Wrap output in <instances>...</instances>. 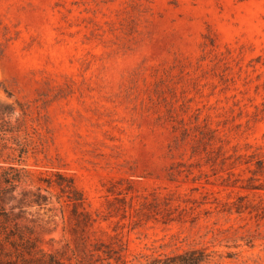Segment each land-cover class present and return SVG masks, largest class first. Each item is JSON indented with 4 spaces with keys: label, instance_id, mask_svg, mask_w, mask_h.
Instances as JSON below:
<instances>
[{
    "label": "rangeland",
    "instance_id": "obj_1",
    "mask_svg": "<svg viewBox=\"0 0 264 264\" xmlns=\"http://www.w3.org/2000/svg\"><path fill=\"white\" fill-rule=\"evenodd\" d=\"M0 103L23 121L17 192L50 200L20 217L46 248L71 256L74 227L133 262L201 246L264 264V172L243 161H264V0H0ZM56 171L90 230L47 189Z\"/></svg>",
    "mask_w": 264,
    "mask_h": 264
},
{
    "label": "trees",
    "instance_id": "obj_2",
    "mask_svg": "<svg viewBox=\"0 0 264 264\" xmlns=\"http://www.w3.org/2000/svg\"><path fill=\"white\" fill-rule=\"evenodd\" d=\"M14 107L11 104L0 103V264H73L72 258L76 259L75 264H205L210 261L211 254L205 247L193 246L168 253L140 254L142 260L133 262L123 257L122 251L126 249L121 238L115 241H104L101 239L90 238V235H76V228L73 227V240L75 248L71 249L72 255L60 247L46 248L43 240L37 235L34 228L24 222L20 217L24 211L23 206L30 203L42 204L49 203V197L39 191L29 192L21 187L22 170L14 160L23 158L27 152L26 143L17 139L16 134L21 131L23 121L18 117L12 119ZM14 140L15 146L9 143V139ZM251 158L243 160L252 161L253 167L249 170L254 174L262 175L264 172V161L257 153L249 155ZM219 160L224 162L231 155L223 152L218 155ZM238 156H235L237 159ZM241 161V160H239ZM55 178H46L47 189L55 186L60 195L65 199L66 204H72V214L75 216V225L81 231L91 229L94 225L93 218L87 210L78 211V206H83V196L75 186L73 179L56 171ZM253 188L254 186H244ZM40 190V186L37 187ZM241 195L238 196L234 209L241 212L247 206L241 202ZM15 209H18L15 211ZM81 215V217H79ZM80 240L76 242V238ZM67 244V243H66ZM82 245V247H81ZM88 248V249H87ZM85 249L89 253H86ZM87 254H97L98 258L94 261H85ZM100 260V262H98Z\"/></svg>",
    "mask_w": 264,
    "mask_h": 264
}]
</instances>
